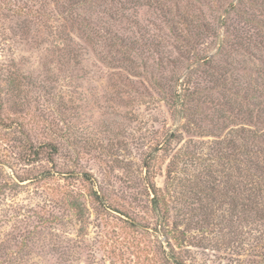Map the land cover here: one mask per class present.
<instances>
[{
	"label": "rangeland",
	"instance_id": "rangeland-1",
	"mask_svg": "<svg viewBox=\"0 0 264 264\" xmlns=\"http://www.w3.org/2000/svg\"><path fill=\"white\" fill-rule=\"evenodd\" d=\"M1 71L29 101L2 140L58 155L0 143V264H264V222L198 178L253 172L264 0H0Z\"/></svg>",
	"mask_w": 264,
	"mask_h": 264
},
{
	"label": "trees",
	"instance_id": "trees-1",
	"mask_svg": "<svg viewBox=\"0 0 264 264\" xmlns=\"http://www.w3.org/2000/svg\"><path fill=\"white\" fill-rule=\"evenodd\" d=\"M78 4L81 3H93L94 0H76ZM187 22L183 19V24L185 25ZM187 27V26H186ZM174 28V26H173ZM175 29V28H174ZM67 43L72 50V54L74 55V58L76 59L79 57L78 50L73 47V41L72 38L69 36ZM29 85L34 86L33 83H30ZM23 84H21L18 77L9 76L7 74L0 72V143L3 144L6 141L9 142L12 140L11 145H18L19 150V162H22L24 164L31 163V162H38L41 159L45 157V154L47 153L48 159L50 161H53L52 156L58 155V148L53 143H45L44 145L41 144V146L36 147L33 144V141L28 139V141L20 139V138H12L11 140H2V137H4L3 133L7 132L9 135L11 134H23L22 131L24 127L26 126V123L19 119L20 113H22V109L29 106V101L27 100L26 95H22L23 91ZM36 87V86H35ZM25 94V92H24ZM182 96H178L176 99L178 101L179 98ZM18 100H23V102H17ZM15 109L11 116L9 114H5V112H9V110H12V108ZM21 108V109H20ZM258 117L262 118L263 120H258V117L256 119L258 121H250L249 123L253 126V128H256L253 132L251 131L250 134H252L250 145H256L258 151L253 152L256 156V162H254V168L253 172H242L241 169L238 168L236 171L238 172L237 176L240 175L242 178V182H236V184H233V176L232 172H229V168L225 163H221V170L217 171L214 169H208L207 172H203L201 176L198 178H204L203 181L206 184L205 189L213 190L217 182L224 181L226 183L225 189L227 190V193H232L234 195H237V199L241 197V199L244 200L241 204H237L235 201V198H231L229 194H225L226 197L230 198V204L231 207L234 210L237 208L240 209V215L243 222L247 223L250 222V219L248 218V215L254 216L257 220L264 222V108L261 107L258 109ZM245 114V113H243ZM251 116V115H249ZM253 118V115H252ZM262 127V128H261ZM11 133V134H9ZM6 136V135H5ZM246 137V136H245ZM247 141V140H246ZM230 161V160H229ZM228 161V162H229ZM229 170V171H228ZM218 173L219 176H216L215 174ZM171 175V174H170ZM52 173L50 170H47L38 178L41 181H45L47 178L51 177ZM237 176L235 178L237 179ZM256 177V179L251 177ZM243 177L246 178V180H243ZM37 179V178H35ZM222 179V180H221ZM172 181V185L174 184L175 179L173 177L170 178ZM150 192L154 196L153 203L156 204V206H160L161 204L165 206L164 214L166 215L167 211V203H165L166 197L164 195L158 194V190L155 186L149 187ZM205 191V190H204ZM203 191V192H204ZM182 196H191L192 198L196 199L197 202L200 201V196L197 193H192L189 195H182ZM199 197V198H198ZM239 205V206H238ZM188 206V205H187ZM247 211H249L247 213ZM247 213V214H246ZM163 219L165 220V216H163ZM254 223L256 221H253ZM176 264H184V262L177 260Z\"/></svg>",
	"mask_w": 264,
	"mask_h": 264
}]
</instances>
